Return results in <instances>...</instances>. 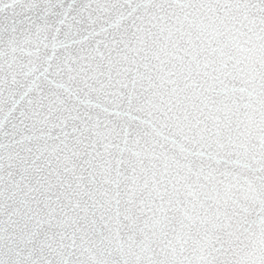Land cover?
I'll return each mask as SVG.
<instances>
[{
  "label": "snow or ice",
  "instance_id": "obj_1",
  "mask_svg": "<svg viewBox=\"0 0 264 264\" xmlns=\"http://www.w3.org/2000/svg\"><path fill=\"white\" fill-rule=\"evenodd\" d=\"M0 264H264V0H0Z\"/></svg>",
  "mask_w": 264,
  "mask_h": 264
}]
</instances>
